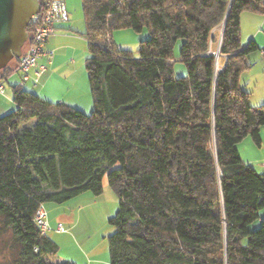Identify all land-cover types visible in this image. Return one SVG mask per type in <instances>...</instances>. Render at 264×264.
I'll use <instances>...</instances> for the list:
<instances>
[{"label":"trees","instance_id":"16d2710c","mask_svg":"<svg viewBox=\"0 0 264 264\" xmlns=\"http://www.w3.org/2000/svg\"><path fill=\"white\" fill-rule=\"evenodd\" d=\"M82 6L93 111L17 85L15 110L0 117V264H76L57 261L36 212L100 195L105 179L119 198L110 264H264V218L250 230L264 208V174L237 147L246 136L262 139L264 104H250L240 76L258 49L241 42V14H264L263 0ZM118 29H148L138 56L116 46ZM179 39L184 77L174 76Z\"/></svg>","mask_w":264,"mask_h":264},{"label":"rangeland","instance_id":"374dc122","mask_svg":"<svg viewBox=\"0 0 264 264\" xmlns=\"http://www.w3.org/2000/svg\"><path fill=\"white\" fill-rule=\"evenodd\" d=\"M74 4L78 6L80 16L84 19L82 0H75ZM149 38L148 29H144L142 32H136L132 29H118L114 32L113 37L119 49L130 50L135 56L139 55L140 42ZM182 45L183 39H179L174 48L175 77L187 75V66L180 59ZM217 51L218 49L215 53ZM247 59L251 66L241 74L240 83L250 93V104L260 106L264 104V58L260 48L250 53ZM217 60L219 61V58ZM7 89L13 97V91L9 84H7ZM8 103L13 106L5 114L14 111L16 108L13 99ZM91 112L92 110L88 114ZM262 130L264 131V126L261 127ZM237 147L242 159L259 173L264 174V137L261 139V144L258 145L251 136H246L238 143ZM45 208L50 219L55 218L57 212L64 214L60 220L67 228V233L57 236L56 239L52 237V234L49 236L59 247L57 261L85 264L89 259L88 257L93 255L98 257L110 256L109 236L115 232V227L110 223V219L118 212L119 198L110 187L107 179H105L104 190L100 195L85 192L63 204L47 203ZM260 214L261 218L250 226V230H256L261 226L264 208L261 209Z\"/></svg>","mask_w":264,"mask_h":264},{"label":"crops","instance_id":"0c3cea01","mask_svg":"<svg viewBox=\"0 0 264 264\" xmlns=\"http://www.w3.org/2000/svg\"><path fill=\"white\" fill-rule=\"evenodd\" d=\"M75 0H64L70 13V21L59 23L56 33L46 43V50L53 51L52 55L44 54L38 61V66L30 72L28 80H24L22 74L17 71V63H12L14 71L5 80L6 93L0 94V117L11 110L8 102L12 96L8 92L7 84L12 88L20 85L23 89L32 91L51 102H64L83 112L93 111V97L89 75L86 68V59L90 56L89 40L86 38L87 25L85 18L80 16L79 8L74 4ZM241 42H256L264 58V14L260 12L244 11L241 14ZM247 43V44H248ZM264 65V62H263ZM43 66L45 70L35 81L36 70ZM8 101V102H7ZM262 138L264 131H261ZM64 214L57 212L55 218L48 220L51 230L48 236L56 239L67 232H58L57 226L63 223L60 218ZM85 264H110V256L98 257L93 255ZM80 264V263H79Z\"/></svg>","mask_w":264,"mask_h":264},{"label":"built area","instance_id":"2783aa9c","mask_svg":"<svg viewBox=\"0 0 264 264\" xmlns=\"http://www.w3.org/2000/svg\"><path fill=\"white\" fill-rule=\"evenodd\" d=\"M264 2V0H263ZM70 13L64 0H48L46 7H42L40 13L35 14L31 22L33 24L32 33H29V38L25 42L23 52L17 65L23 79L26 81L30 77V72L38 66L40 57L44 54L52 55L53 51L46 50V43L51 36L56 33V26L59 23L70 21ZM264 54V50L262 51ZM45 70L40 66L36 70L35 81L38 82L39 77ZM6 93L5 80H0V94ZM35 222L43 236L48 235L51 226L48 220V213L44 205H41L35 215ZM58 232H66L67 228L63 223L58 224Z\"/></svg>","mask_w":264,"mask_h":264},{"label":"water","instance_id":"95a60500","mask_svg":"<svg viewBox=\"0 0 264 264\" xmlns=\"http://www.w3.org/2000/svg\"><path fill=\"white\" fill-rule=\"evenodd\" d=\"M41 9L40 0H0V70L13 59L21 57L25 42L29 38L28 27L31 19ZM224 27L225 23L222 34ZM215 55L218 59L219 48ZM218 64L217 60V66Z\"/></svg>","mask_w":264,"mask_h":264}]
</instances>
